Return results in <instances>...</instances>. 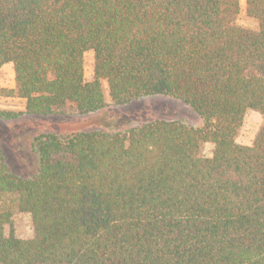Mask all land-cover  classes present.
Here are the masks:
<instances>
[{
    "label": "trees",
    "instance_id": "1",
    "mask_svg": "<svg viewBox=\"0 0 264 264\" xmlns=\"http://www.w3.org/2000/svg\"><path fill=\"white\" fill-rule=\"evenodd\" d=\"M239 13L240 0H0V69L13 65L27 115L104 110L106 82L114 106L168 97L203 122L43 135L27 177L0 150V264H264V125L238 142L247 111L264 116V0H246L257 30ZM16 213L33 238L15 235Z\"/></svg>",
    "mask_w": 264,
    "mask_h": 264
},
{
    "label": "rangeland",
    "instance_id": "2",
    "mask_svg": "<svg viewBox=\"0 0 264 264\" xmlns=\"http://www.w3.org/2000/svg\"><path fill=\"white\" fill-rule=\"evenodd\" d=\"M236 25L241 28L257 30V23L246 13V0H240V13ZM85 78H94L95 54L87 52L84 56ZM109 106L96 113L81 115L73 106H67L52 116L38 117L26 114L25 101L11 91L16 90L15 73L12 64L0 69V114L11 113L16 117L6 119L0 115V150L9 170L18 177L31 176L37 168V155L34 151L36 139L48 134H66L92 131H127L154 121L176 122L187 127L199 129L203 126L200 117L187 105L168 97H149L123 106L111 103L108 85L103 82ZM264 125V116L248 110L238 142L252 146ZM214 145L206 143L202 154L213 156ZM13 231L21 239L34 236L32 218L26 213H16ZM8 227L6 233L9 235Z\"/></svg>",
    "mask_w": 264,
    "mask_h": 264
}]
</instances>
